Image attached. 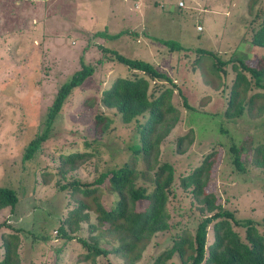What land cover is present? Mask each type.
Wrapping results in <instances>:
<instances>
[{
	"label": "rangeland",
	"instance_id": "374dc122",
	"mask_svg": "<svg viewBox=\"0 0 264 264\" xmlns=\"http://www.w3.org/2000/svg\"><path fill=\"white\" fill-rule=\"evenodd\" d=\"M93 2L91 8L90 0H0V185L19 193L13 209H0V243L12 226L20 230V264H90L89 260L82 261L85 249L78 241L56 232L76 199L90 201L79 192L71 195L68 183L90 184L100 172L131 160L130 146L137 141L136 122L122 123L114 109L102 106L98 99L100 91L115 77L141 74L110 59L98 44L146 61L165 73L171 82L148 79V92L155 95L160 85L171 88L170 103L178 113L176 123L159 143L155 159L173 167L172 195L166 204L169 228L151 237L134 264H151L171 244V237L193 232L199 204L188 189L180 187L179 179L211 151L214 161L203 190L232 211L235 218L251 220L253 231L264 235V166L256 164L255 157L260 155L253 150L258 144L264 145V112L233 118L223 115L235 74L232 63L237 66L241 58L252 65L264 56V48L250 41L264 0ZM97 29L121 34L113 39L93 36ZM158 39L175 40L185 50L169 51ZM197 48L215 56L197 52ZM217 58L228 63L216 72ZM81 64L90 65L92 73L71 90L33 158L22 161L24 146L43 128L44 114L56 89ZM244 74L248 78L247 72ZM257 91L261 90L251 88L247 95ZM182 96L192 109L183 106ZM254 103L256 107L261 100ZM97 113L111 119L102 134L93 128ZM142 120L139 116L138 121ZM183 135L177 147L176 140ZM231 142H244L245 147L251 144L239 157L242 170L231 163ZM73 152L85 155L74 162L72 170L60 175V154ZM135 167L143 168L139 159ZM97 194L105 206L116 197L104 185ZM87 213L88 220L82 221L73 234L88 240L90 234L98 232H90L95 214L90 210ZM232 228L244 241L245 228ZM211 240L210 225L207 243ZM100 245L107 246L102 240ZM95 264L124 262L110 255L96 257ZM165 264L180 262L173 255Z\"/></svg>",
	"mask_w": 264,
	"mask_h": 264
},
{
	"label": "trees",
	"instance_id": "16d2710c",
	"mask_svg": "<svg viewBox=\"0 0 264 264\" xmlns=\"http://www.w3.org/2000/svg\"><path fill=\"white\" fill-rule=\"evenodd\" d=\"M120 34H108L101 30L93 32L92 35L113 39ZM158 40L169 51L185 50L175 40ZM250 41L253 45L264 48V10L260 14ZM97 48L103 53L110 54V59L123 64L127 69L141 72L127 77H115L108 87L100 91L98 99L102 106L114 109L122 123L136 122L137 141L130 146L129 162L100 172L90 184L76 181L68 183L71 195L79 192L83 197H89L90 201L76 199L75 205L67 209L56 232L62 238L75 239L81 244L85 249L82 261L89 260L90 264H95L96 257L111 255L121 258L124 264H134L141 257L151 237L169 228L166 204L172 195L173 167L168 162L156 163L155 159L158 155V145L176 123L178 113L170 103L171 88L160 85L155 95L151 91L148 92V79L171 82L165 73L158 71L146 61L125 57L99 44ZM196 51L215 56L214 53L201 48H197ZM227 63L217 58L213 71H219L220 66ZM231 68L235 74L228 90L223 115L227 118L238 117L244 113L250 116L260 115L264 112V56H260L252 65H247L238 58V65L232 63ZM92 71L90 65L81 64L67 81L58 86L44 114L43 128L24 146L22 161L33 158L40 144L46 140L50 127L71 90L80 85ZM244 72H247L248 78ZM251 88L261 91L247 95ZM256 100H261V103L254 107ZM182 104L192 109L183 96ZM139 116L143 118L142 121H138ZM93 119L94 130L101 134L111 123V119L102 113L95 114ZM184 137L185 135L177 138V147ZM243 144L245 145L244 142L235 145L231 142L228 146L231 163L239 170L243 169L239 157L243 149H248L251 145L250 142L246 147ZM253 150L260 155L259 158L255 157L256 164L264 166V145L258 144ZM214 154L213 151L206 153L197 166L179 179L180 187L188 189L199 204L197 208L199 218L193 232L190 234L183 231L171 237V244L158 253L151 264H165L173 255L180 264H264V235L253 231L251 220L235 218L232 211L216 203L215 197L203 190L214 161ZM84 155L78 152L60 154L58 173L63 175L66 171L72 170L74 162ZM138 159L143 165L141 169L135 167ZM138 178L140 182H137ZM100 185L107 187L116 196L109 206L100 202L97 194ZM18 200L17 189L0 185V209L7 206L10 210L13 209ZM138 202L143 203L141 207L137 205ZM87 210L95 214V221L89 224L90 232H98L96 235L90 234L88 240L73 234L79 229L82 221L88 220ZM210 225L212 240L207 243ZM233 225L245 228L244 241L232 228ZM9 228L11 231L1 239L0 264H20L18 254L20 230L12 226ZM101 240L106 242L107 246L100 245Z\"/></svg>",
	"mask_w": 264,
	"mask_h": 264
},
{
	"label": "crops",
	"instance_id": "0c3cea01",
	"mask_svg": "<svg viewBox=\"0 0 264 264\" xmlns=\"http://www.w3.org/2000/svg\"><path fill=\"white\" fill-rule=\"evenodd\" d=\"M94 0H90V7L92 8V7H94V2H93ZM137 1V0H136ZM138 7V2H135L134 3V8H137ZM93 10V9H92ZM95 31H101V29H97V30H95ZM94 31V32H95ZM107 33V32H106ZM108 34H112V33H108ZM114 34V33H113Z\"/></svg>",
	"mask_w": 264,
	"mask_h": 264
},
{
	"label": "built area",
	"instance_id": "2783aa9c",
	"mask_svg": "<svg viewBox=\"0 0 264 264\" xmlns=\"http://www.w3.org/2000/svg\"><path fill=\"white\" fill-rule=\"evenodd\" d=\"M178 5H181V2H178ZM196 29H197V30H200L201 27H200L199 25H197V26H196Z\"/></svg>",
	"mask_w": 264,
	"mask_h": 264
}]
</instances>
